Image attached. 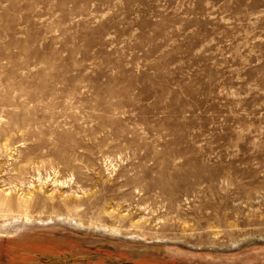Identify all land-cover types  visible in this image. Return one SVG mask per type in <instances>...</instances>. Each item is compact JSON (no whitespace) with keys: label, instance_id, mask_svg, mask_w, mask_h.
Masks as SVG:
<instances>
[{"label":"rangeland","instance_id":"obj_1","mask_svg":"<svg viewBox=\"0 0 264 264\" xmlns=\"http://www.w3.org/2000/svg\"><path fill=\"white\" fill-rule=\"evenodd\" d=\"M0 264H264V0H0Z\"/></svg>","mask_w":264,"mask_h":264}]
</instances>
